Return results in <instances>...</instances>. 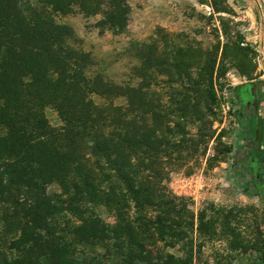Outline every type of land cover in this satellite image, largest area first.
<instances>
[{
    "label": "trees",
    "instance_id": "obj_1",
    "mask_svg": "<svg viewBox=\"0 0 264 264\" xmlns=\"http://www.w3.org/2000/svg\"><path fill=\"white\" fill-rule=\"evenodd\" d=\"M199 2L227 11L226 0ZM74 12L100 16L96 26L116 35L130 7L126 0H0V264H208L197 263L195 242L209 228L206 209L195 214L163 185L166 150L177 153L182 143L180 124L172 129L141 91L88 77L89 55L69 46L72 29L56 21ZM214 67L200 81L208 100L201 123L217 105L214 80L223 74L213 77ZM185 80L193 82L190 74ZM118 98L126 105H115ZM46 107L61 128L49 126ZM172 113L188 119V105ZM180 244L181 256L167 252Z\"/></svg>",
    "mask_w": 264,
    "mask_h": 264
},
{
    "label": "rangeland",
    "instance_id": "obj_2",
    "mask_svg": "<svg viewBox=\"0 0 264 264\" xmlns=\"http://www.w3.org/2000/svg\"><path fill=\"white\" fill-rule=\"evenodd\" d=\"M126 1L129 20L120 34L99 29L100 16L74 12L56 21L72 29L69 46L89 55L88 77L141 91L172 129L180 124L182 143L177 153L166 150L163 185L195 214L206 209L209 230L195 234L197 263L256 264L257 255L264 259V0H226V13L199 0ZM214 61L213 77L223 74L214 80L217 105L201 123L199 111L208 100L200 81L210 76ZM90 98L104 103L99 95ZM114 104L125 106L126 100ZM185 104L184 120L172 111ZM44 115L51 128H61L53 108L46 107ZM212 157L217 160L207 162ZM97 213L113 223L104 208ZM166 250L181 256L186 248Z\"/></svg>",
    "mask_w": 264,
    "mask_h": 264
},
{
    "label": "flooded vegetation",
    "instance_id": "obj_3",
    "mask_svg": "<svg viewBox=\"0 0 264 264\" xmlns=\"http://www.w3.org/2000/svg\"><path fill=\"white\" fill-rule=\"evenodd\" d=\"M251 166H252V163L250 164ZM251 180H255V174L254 173H252V179Z\"/></svg>",
    "mask_w": 264,
    "mask_h": 264
}]
</instances>
